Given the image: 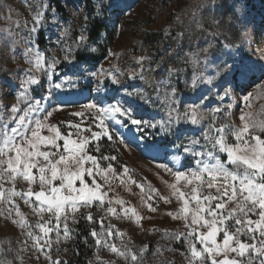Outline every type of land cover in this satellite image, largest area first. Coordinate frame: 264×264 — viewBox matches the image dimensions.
<instances>
[{
	"label": "snow or ice",
	"instance_id": "obj_1",
	"mask_svg": "<svg viewBox=\"0 0 264 264\" xmlns=\"http://www.w3.org/2000/svg\"><path fill=\"white\" fill-rule=\"evenodd\" d=\"M41 8L36 12L30 35L38 33L37 25L42 27L47 23V11L50 10L55 18L56 10L47 0L42 2ZM234 9L235 12L242 11L239 4H235ZM96 15L101 16L102 12L97 11ZM88 19L89 17H85L86 21ZM88 39V36L81 34L76 40L75 52L83 53V60H78L73 49L68 48L61 61L55 57L46 60L44 54L34 47L36 38H30L27 43L33 46L27 47L23 55L32 66L25 71L24 78L20 81L16 103L10 106L7 118L4 106H0V199L12 203L15 198H19L25 204L33 203V213L39 217L35 224L27 220L16 221L25 230V239L21 242L22 251H27L29 241H32L31 246L36 252H41L45 247L51 248L49 233L54 231L59 241L61 223L63 239H74L77 233L68 222L70 220L74 225L84 219L90 224L100 225L99 230L92 227L88 233L95 246L107 248L117 257L123 258L125 264H145V255L149 251L147 245L134 250L135 245L130 239H124V233L111 223L105 225V217L97 221L91 211L94 206L101 207L106 215L114 214L117 218H122L117 208L112 206L113 200L107 198L108 192H115L120 186L116 184V180L121 175L128 177L142 193L144 189L143 184L129 176L130 170L120 165L117 155L103 154L100 142L104 138L113 145L116 142L114 129L110 128L109 122L123 125L130 121L138 129H154L162 136L169 137L178 134L181 124L201 125L207 115L211 118L200 136L188 138L187 146H179L184 154L198 158L194 161L195 168L186 172L174 170L167 163L158 164V169L173 177L171 183L164 181L171 189L170 195L163 196L156 189H150L155 194V200L152 195H148L147 200L141 196V200L149 212L156 213L160 200L171 204L175 199L178 207L167 215L174 220H182L186 231H166L164 235L186 245L187 264H264V121L249 123L243 110L239 125L225 123L218 115L230 114L231 104H225L231 96L230 86L239 87V81L256 74L264 80V63L245 58L237 60L232 53H224L225 58L220 60L217 70L209 78V82H217L214 86L218 88L216 99L219 103L205 111L202 107L206 103L204 97L200 98V102L181 107L177 84L173 78L179 79L182 69L169 68L167 78L145 81L143 62L148 57H140L137 60L139 71H131L130 77H139L142 81L154 84L153 91L156 92L157 99L163 92L165 115L161 119L150 121L136 118L135 109L123 99L125 96L129 99L139 97L148 103L150 97L141 90L123 88L118 76L111 71L101 68L97 72L94 68H89V61L98 48L88 43ZM201 51L207 54L209 49ZM33 55L35 61L31 59ZM198 57L199 54L193 58V66L199 62ZM207 58L205 55L204 59ZM63 62L72 65L75 71L71 74L59 72V66ZM147 71L151 72L152 69ZM101 75L109 78L108 82L113 86L111 91L118 95H109L107 86L101 88L98 79ZM73 76L77 80L87 81L81 91H88L90 95L95 93L100 97L79 105V110L70 114L73 118L87 119L88 127L85 131L88 135L81 134V122H68L76 130L74 134L79 139L62 135L55 124L48 123V118L54 111L66 107L56 99V94L63 91L66 85L75 86ZM203 79L202 73L194 72L191 86L194 88ZM93 80L97 81L95 87L92 86ZM184 83L187 85L188 80L185 79ZM36 88L41 89L39 97L33 95ZM251 95L245 94L243 101L247 102ZM54 99L55 104L52 103ZM44 129H47L48 135L41 134ZM58 141H63L62 146ZM93 142L95 143L89 149V144ZM119 143L124 144L125 141L120 140ZM61 147L63 151H60ZM90 151L100 153V156L92 155ZM225 155L227 159H221ZM173 159L180 160L181 157L176 155ZM113 161L123 169L122 173L113 167ZM104 162H107L106 166H102ZM86 164L89 166L85 167ZM33 169H37L38 176L33 173ZM86 178L91 179L87 181ZM97 178L103 184L98 183ZM18 179L27 182L26 192L16 190ZM77 181L79 187L76 186ZM180 181L184 183L178 186ZM6 182L11 185L8 189L4 187ZM125 183L126 181H121V184ZM34 184L38 186V190L33 189ZM105 187L107 191L102 190ZM33 196L34 201L31 200ZM114 202L116 205L125 203L119 198ZM81 208L87 209V213L78 215ZM4 211L5 209L0 208V215ZM13 211L18 216L21 215L18 205L8 209L9 215ZM123 211L131 212L137 224L143 219L152 218L141 215L135 208H124ZM132 216L127 218L131 219ZM34 229H39V232ZM113 237H119V246L113 242ZM84 243H88L87 237ZM161 253L162 249L157 247L153 255ZM45 258L49 264H70L52 259L50 252L45 253ZM96 259L98 264H102L99 256ZM88 264H92V261Z\"/></svg>",
	"mask_w": 264,
	"mask_h": 264
},
{
	"label": "rangeland",
	"instance_id": "obj_2",
	"mask_svg": "<svg viewBox=\"0 0 264 264\" xmlns=\"http://www.w3.org/2000/svg\"><path fill=\"white\" fill-rule=\"evenodd\" d=\"M42 2L44 0H0V106H4L5 118L10 115V106L16 103L15 98L25 71L32 66L27 63L23 55L27 47L33 46L27 43L30 38H36L37 43L34 47L44 54L46 60L55 57L63 61L68 48L73 49L78 60H83L84 54L75 52L76 40L81 34L88 36V43L98 48L97 53L89 61V68H94L97 72H100L101 68L111 71L118 76L123 88L134 91L138 89L150 97L148 103L139 97L133 99L123 97L126 104L135 109L136 118L150 121L164 117L165 105L163 92L157 99L156 92L153 91L154 84L145 81L167 78L169 68L183 70L179 79L173 78L177 84L181 107L188 103L200 102V98L204 97L206 103H203L202 107L206 111L207 108L215 107L219 103L216 99L218 88L214 86L217 82H209V78L217 70L220 60L225 58L224 53H232L237 60L245 58L264 63V0H256L254 4L248 0H47L56 10L55 18L50 10L47 11V23L42 27L37 25L38 33L30 35L36 12L42 10ZM235 4L241 5V12H235ZM97 11L102 12V15L97 16ZM85 17L89 19L86 21ZM92 26L99 28V34L91 40ZM204 48L209 49L207 54L201 51ZM197 54H199V62L193 66L192 60ZM205 55L208 57L207 60L204 59ZM142 56L148 57L143 62L145 81L140 80L139 77L133 79L129 75L133 70L139 71L137 60ZM31 59L35 61V56L33 55ZM147 69L152 71L149 72ZM74 71L75 68L67 62L59 66L61 73L71 74ZM194 72L202 73L204 79L193 88L191 80ZM73 79L76 80L75 86L66 85L63 91L56 94V99L66 107L54 111L48 118V123L55 124L62 135L79 139L74 134L76 130L71 128L68 122L70 120L81 122V134L88 135L85 131L88 127L87 119L73 118L70 114L78 111L79 105L100 97L95 93L90 95L88 91H81L87 83L85 79L77 80L75 76ZM98 79L102 89L107 86L109 95H118L111 91L113 86L109 84V78L101 75ZM185 79L188 80L187 85L184 83ZM96 83L97 81L93 80L92 86L95 87ZM238 83L239 87L230 86L231 96L225 101L226 105L231 104L230 114L220 113L219 118L225 123L239 125L243 110L249 123L264 121V80L256 74ZM247 93L252 95L245 102L243 96ZM33 95L39 97L41 89L36 88ZM56 99L53 100V104L56 103ZM210 118L206 115L198 126L181 124L178 134L174 136L173 147L161 146L160 144L167 140L156 130L138 129L131 125L130 121L123 125L109 122L110 128L114 129L116 142L113 145L106 138L100 142L103 154L117 155L120 165L127 167L130 170L129 176L143 184L144 189L142 193L136 184L128 180V177L121 175L116 180V184L120 186L115 192L111 194L108 192L107 198L113 200L112 206L117 208L122 218H117L114 214L106 215L101 207L94 206L91 211L97 221L105 217V225L111 223L124 233V239H130L135 245L134 250L147 245L149 251L145 255V264H187L186 245L164 235L166 231L169 233L186 231L182 220H174L167 215L178 207L175 199L173 198L171 204H165L160 200L158 211L151 213L142 202L141 196L147 200L148 195H152L155 200V194L150 189H156L163 196L170 195L171 189L164 181L171 183L173 177L158 169V164L167 163L174 170L186 172L195 168L194 161L198 158L184 154L179 146H187L188 138L199 137L206 129ZM41 134L49 133L44 129ZM120 140H124L125 143H119ZM94 143L89 144V149ZM58 144L62 146L63 141H58ZM152 145L162 147L165 150L164 155L147 152L145 147L153 149ZM60 151H63L62 147ZM90 154L100 156V153L94 151H90ZM176 155L181 159H173ZM221 159L226 160V155L221 156ZM106 163L104 162L102 166H106ZM112 163L113 167L122 173L123 169L117 165V162ZM87 166L89 165L86 164L85 167ZM33 173L38 176L37 169H33ZM86 179L90 181L91 178ZM97 179L98 183L103 184V181ZM121 181L126 183L121 184ZM183 183L184 181H180L178 186ZM76 186H80L78 181ZM4 187L8 189L11 185L6 182ZM32 187L38 190L37 185L34 184ZM15 188L17 191L26 192L27 182L18 179ZM102 190L107 191V188ZM116 198L125 203L116 205L114 202ZM34 199L33 196L31 200ZM148 202L153 203V201ZM15 205L19 206L21 214L19 216L15 211L11 215L8 213V209ZM154 206H157L156 203ZM33 207L35 204H25L19 198H15L12 203L0 199V208L5 209L0 215V264H49L45 258V253L48 252L52 259H60L70 264H88L89 261L98 264L97 256L101 258L102 264H125L123 258L117 257L107 248H98L94 245L88 233L92 227L99 230L100 225L90 224L84 219H80L74 225L69 220V226L77 233L74 239H63L61 223L59 241L54 231L49 233L51 248L45 247L41 252H36L31 246L32 241H29L27 251H22L21 242L25 239L23 234L25 230L16 221L27 220L35 224L39 217L33 213ZM124 208H135L141 215L152 218L143 219L137 224L131 212L124 213ZM87 211L81 208L78 215L86 214ZM128 216L132 218L128 219ZM54 224L55 220H53ZM34 231L39 232V229ZM86 237L87 244L84 243ZM112 239L119 246V237ZM157 247L162 249V253L153 255Z\"/></svg>",
	"mask_w": 264,
	"mask_h": 264
},
{
	"label": "trees",
	"instance_id": "obj_3",
	"mask_svg": "<svg viewBox=\"0 0 264 264\" xmlns=\"http://www.w3.org/2000/svg\"><path fill=\"white\" fill-rule=\"evenodd\" d=\"M253 2V4L256 2V0H248ZM99 34V28L92 26L91 30H90V39H94L95 37H97ZM167 140V142H165L166 145H171L172 143H175V137L174 136H170L167 138H165ZM164 144V145H165ZM105 191V190H104ZM109 194H111V192H109Z\"/></svg>",
	"mask_w": 264,
	"mask_h": 264
}]
</instances>
